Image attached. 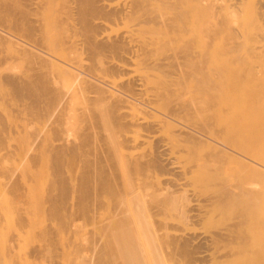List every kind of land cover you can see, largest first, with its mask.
I'll use <instances>...</instances> for the list:
<instances>
[{
    "label": "rangeland",
    "instance_id": "374dc122",
    "mask_svg": "<svg viewBox=\"0 0 264 264\" xmlns=\"http://www.w3.org/2000/svg\"><path fill=\"white\" fill-rule=\"evenodd\" d=\"M127 1L128 0H109L108 3L114 6L115 5L119 6L120 4H123ZM233 2L235 1L234 0H177V4L175 3L174 5L178 7L174 6V8H176L177 11L179 12L182 11L186 15V17L184 16L185 19L184 18L182 19L183 22L181 23L180 27H175L176 29L178 28V30L174 28L175 30L170 29V31L167 32H164V30L162 31L157 27L150 28L149 25L142 24L139 21V19L141 20V18H138L139 16L137 15L136 17L133 16L130 18L128 17V18L118 19L122 21V22L119 21L121 23L118 22L117 18L110 17L111 19H109V17H104L103 23L104 26L106 25L107 27L106 26L104 27L103 35L119 36L120 34H122L126 39L127 45H129L128 43H130V45L132 44L133 49L130 47V45L129 47L126 45V47H128V50L125 47V49H122L119 52L113 51L112 53L111 51L110 52L108 51L107 53V51H105L106 53L100 52L98 54H94L92 51L89 50L87 51V49L86 48L84 49V47H82L81 45L79 46V42L81 41L80 42L81 44L83 39L85 38L84 36L86 35L84 29L82 28L83 24L81 23V20L79 21V17H75V15L77 16V14L73 12L75 14L74 15L71 12V14L73 15L72 16L69 13L70 9H66L64 5L65 3L61 4V2H59L61 4V7L59 8L65 7V9H62L63 13L62 10L58 9V11L60 10L59 13L61 12V14H58L57 12L54 16H52L53 18L50 19L51 22L50 20L46 21L48 22V24L46 23L44 25L47 26L46 27L43 26L38 34L37 33H35L36 35L34 34L37 38L35 36L34 37L38 39L37 41L39 40L42 42L44 41L43 43L45 46L44 45L43 46L46 47L47 49H49V47H51L52 45L51 47L52 51L55 49L54 51L56 52L58 51L57 53H59V51L62 50V46L65 45L63 43L64 40L66 44L67 42H69L68 40L75 42L77 41L76 46L77 45L79 46L75 48L76 50L78 49L77 51H74L75 49L73 50V48L72 51H70L71 47H68L67 45L64 46L65 50L66 47H68L69 48L68 50L70 52L67 51L66 53L65 51L66 59L65 58L64 60L61 59L62 62L60 61L59 63L62 65L60 67H63L64 65V67L71 68L72 70L74 69V71L76 68V70L79 69V72L81 71V73L86 72L85 75H83L84 73L81 75V73L79 74L77 70L75 71V74H77L79 78H73L68 73L67 74L70 77H67L68 75L65 76L64 73H63L64 76H62L63 74L60 73V69H57L59 67H57L56 65H52L49 67L46 64L47 67L44 66L45 68L41 67L40 69L37 66L38 68L37 69L28 60L25 61L24 60L25 58L24 59L16 58L15 60H13L15 58L14 57L12 59V56H15L14 54L17 46L16 41L19 42L20 39L18 38L21 37L19 35H15L16 37L15 36L11 37L8 34L7 17H6L7 6H5L6 4H4L7 3V0L6 2L5 0H0V9L2 8L0 10V17L3 18V19L0 18V77L3 75L0 78L1 79L0 118L3 117L2 119H0L1 121L0 130L1 127L4 126L2 127V130L4 129V132L2 131L3 133L0 132V134L2 133L3 137L4 135L7 134V136L5 137L6 140L2 142V145L0 144L1 146L0 155L1 153L4 155V153H6L7 150L8 153L11 150L12 153L15 154L14 155L11 153L12 156L9 154L11 158H9L10 156L7 157L6 155H4L6 157L4 156L2 157V161L5 159V162L6 161L9 162V164L13 163L11 166H13L12 168H14L13 170H15L16 172L15 174L13 173L14 178L17 179L19 178L21 181L22 179L23 181L28 179L25 182L26 183L27 181L29 182L30 178H28L27 173L25 172H28L26 170H29L30 168L29 172L33 171L37 175L35 176L37 178L36 179L34 177L35 174H33L32 172H31L32 174H30L28 172V175L30 174L29 177H32L30 179L31 181H33V177L34 179H36V181L34 180L33 181L34 183L32 182L31 185L33 184V186L37 188V191L39 189L40 191L38 192L41 193V195L44 194L46 196L47 194H45L44 191L48 193L46 191L47 189L46 187H48V185L51 184L52 179L54 177L52 176L54 174L53 173L54 166L52 165L53 159L52 156L48 154L54 144H52V141L50 140L52 139L54 141L56 139H59V137L62 139L65 137L66 140L77 139V135L80 136L79 133L81 134L80 132L81 129L78 126L82 124V123L80 124V122H82L80 120L83 119L81 115L83 114L86 115L85 113L87 112H85V110L87 109L88 111V107L91 101L94 100L91 104L93 103L97 104L95 105L96 108L101 107L102 109L97 108L99 113L101 111V114H99L96 111L97 109L94 108V106L90 105V107H92L94 111L97 112L98 118L102 117V119L99 118L98 120L97 118V121H99V123L97 122L98 124L97 128L96 126L94 127L91 126V129L92 127L94 128L92 129V131H90L92 134L91 133L89 134V130L91 129H89L88 127H84L83 125L81 126L84 127V132L88 128L87 129L88 132L86 131L87 134L93 136L91 138L90 136H88L90 141L89 139H87V141L90 142V144L88 142L86 144L87 146L89 144L88 146L89 151L86 145H85L86 153H84L85 146L81 149V150L84 149V152L83 151L81 152L87 154V156L89 154L88 152H90L91 154V156L89 155L90 159L85 155L82 157L87 158L89 161H92L93 165L91 164L92 165L91 167H93V169L98 168L99 167L98 165L99 164L101 165V163H103L102 166L104 165V168L105 169L107 168L106 170L110 169L107 172L110 173L108 175L109 178L112 179L113 176H116V174L123 175L124 173L123 171H125L123 169H125L126 164L129 163L127 162V160H131L130 158L134 160L137 159L138 157L141 158L143 156L146 157L148 156V153L151 154L154 152V150L157 149L161 150L163 154L161 155L162 159L164 156L163 159L164 164L167 161L163 169H160V167L159 168L152 167L151 169H148V171H143V173L145 174H143L142 172L140 173L138 171H137L138 174H136L137 173L136 171L135 172L132 171L133 173L130 171L132 173L131 175H129L130 172H128V174L125 172L126 174L124 173V175L125 176L129 175L128 177L127 176L125 177L128 178V182L130 180L132 184L134 183L140 185L139 187L141 189L139 188V191L141 190V192L144 195H146L145 198L147 200L146 199L145 200L148 208L147 211L151 220L153 219L152 221L155 222L154 225H156L155 227L157 229L156 230L157 234L160 235L159 241L161 242L160 245L162 244L160 246L161 251L164 252L163 254L167 253V255L168 254L172 255V260L170 259L169 261L170 264H251V263L264 264V174L261 175L260 172L255 171L253 169H251L253 172L251 171L247 172L248 167L246 168L245 167L246 164H244L247 163L250 165L251 163L253 164L254 162L255 164L257 163L259 166L264 168V16H262L263 19L256 20L258 17L256 18L255 14L253 13V10H251L252 8L250 6H247L245 2L242 5V8L244 7V9L240 8L242 9L241 11L240 9L236 10V12L238 11L240 12H238V15L236 14L237 17L235 19L237 20H235L234 17L229 15L231 11L227 13L228 12L227 10H231L230 8L227 9V7ZM62 5L64 7H62ZM3 10L5 11L4 13ZM174 10L175 9L173 8L167 9L166 10L167 16H172ZM62 15L65 16L62 18L61 17ZM59 19H61L60 23L58 22ZM64 20L65 21L68 20L66 24ZM69 21L71 26L74 25L73 27L71 26L69 27V25H67L69 24L68 23ZM138 21L140 23H138ZM254 21H257V23L255 22L257 25L254 23ZM57 22H58V26L61 25V27L63 24L65 26L67 25L65 28V30L66 29L67 30L66 31L64 30L65 27L64 26L61 31V29H59L60 27H56ZM225 22L227 25L225 24ZM134 23H136V25ZM75 24H77V27H75L76 26ZM67 27H69V29ZM133 28H135L136 30L135 29L133 30ZM43 30H47V31L44 32ZM64 31L66 35H64L65 34ZM54 32L56 35L54 34ZM40 33L42 38L44 37V34L46 38L44 37L43 40L42 38L39 39L41 37ZM46 34L48 35V37ZM51 35L52 37L49 39ZM69 35H71L72 37ZM122 35L120 36L123 37ZM68 36L71 37V39ZM32 37L33 35L31 36V38ZM34 37L33 39H35ZM76 37H78L79 39ZM81 37L84 38L81 39ZM59 38L63 41L59 40ZM128 38H130V40H128ZM45 42H47V45L45 44ZM59 42H61V45L63 43V45L60 46ZM146 43L147 46L145 45ZM230 44L232 48L231 46H228ZM56 46H59L57 47V49L60 50H57ZM144 48L145 49L149 48L150 50L146 49L149 50L148 52H146ZM144 51L146 52V54ZM62 54L64 55V52H61L59 55ZM168 55L169 58L170 57L172 58V59L170 58L172 61H175L174 62L175 65H171L166 68H158L152 66V64L151 65L149 64V62L153 63L157 61L158 58L160 59L162 58V56L168 57ZM189 60L190 63H187L189 62ZM177 61L178 63H176ZM246 62L247 64L249 63V65H247ZM111 63L113 64V66L111 65ZM110 65L112 67L115 66L114 69ZM245 65L254 67L253 68L254 75L251 76L247 73L246 70H244L241 73V75L237 76L236 74L238 73V70L244 68ZM49 68L51 70H49ZM224 69H226V71ZM231 69L234 70L238 69L237 73H235L234 70L231 71ZM220 70L222 72H228V73L222 74ZM228 70H230L231 72H229ZM13 71L14 73L15 72L20 73L22 75V78L23 76H25L24 79L26 80L28 78L27 76L30 77V75H34L35 73H37V71L41 73L44 72V74L45 71L48 72L49 74L48 73L47 74L49 76L46 75L47 78L45 79L42 78L46 82L40 78L42 82H45L44 84H46V87L45 86L44 87L46 88V92L48 93H45V88L42 90L43 86L41 89L40 87H38L35 88L36 90L34 89L35 91L33 90V92L31 93H26L24 91L19 90L17 87L13 85L14 86V90L12 88V90L14 91L13 94V91L11 90V87L13 86L10 80L7 78L8 73L11 74L13 73ZM233 71L236 77L235 76L231 77L232 76L231 73ZM52 74H53V78H52ZM202 80L206 82V92H204L205 90L203 91L202 87L205 86V83L203 84ZM208 80L214 84L212 86H215L214 88L210 87L211 91L207 86V82L209 86L211 85V83H209ZM134 81L135 83H133ZM87 82L88 83L90 82V85H88ZM127 82L128 84L129 82H131L130 83L131 86H129L128 84L127 86L126 85ZM48 83L50 86L48 85ZM94 83L97 86L98 85L100 86V84H104L101 86L106 87L107 88L106 93L107 94L109 93L112 97H110L109 94L105 95L106 93L104 94L98 93L100 94L98 96L95 89H93ZM9 84L11 86H9ZM55 84H56V88H55ZM85 86L89 87L90 89ZM199 87L202 88L203 92L200 90ZM15 88H17L18 91L15 90ZM48 88L51 91H48L47 90ZM57 88H59L60 90ZM197 88H199V90H197ZM37 89L42 91L37 92L39 91ZM88 89L89 90L92 89V90L89 91ZM130 89L132 90L135 89V90L134 92L132 90H131L132 92H130ZM55 90H57L58 93ZM208 91L212 92V94L209 93ZM22 93L24 95H22ZM40 93L42 94L43 98L44 97L46 98L47 101L50 98H53V94H54L53 100L56 99L57 95L64 94L63 98L65 101V105L67 104V108L62 113L59 114L58 112H56L57 109L56 111H54L55 110L54 108L57 107L54 105L55 104L54 101L50 99L48 102L51 103H46L47 101L45 99H42ZM48 95L50 96V98ZM66 95L68 97H66ZM113 95L115 97L119 95V97L125 98L124 99L125 102L123 103L125 107L121 108L123 109V113L125 112V114H127L126 115L127 117L126 116L125 117L128 120L126 118L125 119L122 118L123 121H126L124 122L126 124L125 126H123L124 123L123 125L121 124V120L119 124L122 127L117 125V123L115 122L112 121L108 122V120H111L109 119L110 118L109 112H112L114 106L113 104L114 102L112 103V100L113 98L115 99V97ZM100 96L102 97L104 96V97L102 98ZM108 96L110 99L108 98ZM35 97L38 100L40 97V101L37 100L36 102ZM95 98L98 100L95 101ZM66 99L68 102L66 101ZM32 102L34 103L33 104L34 107L38 104L39 107L36 106L34 108L33 106H31ZM109 102L111 104H109ZM107 106L110 107L108 108ZM178 106L179 109H177ZM105 110L106 112L107 110L109 112L106 113L104 112ZM174 110H176L177 115H174V112H172ZM30 111L35 112V114L33 113L34 114L33 115ZM119 112L122 113L121 110ZM51 115L53 119H51L52 118ZM104 119L107 121L105 122ZM130 120L133 121L134 123L138 122L139 125L135 123V125L137 126H133V124H130L131 125L130 126L128 122ZM141 122L144 123V125H140ZM103 123L106 124L103 125ZM149 124L150 125L152 124L153 128L150 127ZM5 126L7 127V129ZM54 130H57L58 133ZM86 132L84 135H86ZM52 133H54L53 134L54 136L52 135ZM84 135L83 137H85ZM36 138L37 140H34ZM81 138H82V134H81ZM79 139L77 141H79ZM1 141L3 140H0V142ZM27 142L28 143L31 142L30 144L32 145L30 146ZM36 142L39 144H37ZM55 142H56L55 144H57V141ZM46 143L48 147L51 146L50 149L47 148L49 151L44 149L43 147V145L44 144L46 145ZM49 143H51L52 145ZM104 143L107 145H105ZM94 144H96L95 147ZM37 145H40V147H38ZM225 145L229 147H233V149L242 152L243 153L242 157L244 159H247V161L245 160H244L245 162L243 160L239 161V159L230 158L225 154L224 156L220 151V149L224 148ZM33 146L34 149H32ZM35 146L38 148H36ZM100 146L103 149L105 148L104 150L102 149V152L106 151L105 153L102 154L105 155L104 157L105 159H102L103 156L102 158H100L101 157L99 155L100 154L99 152H101V150H99L101 149ZM4 147L5 148L7 147V149H4ZM96 148L99 150V151L97 150L98 152H95L96 150L93 151ZM93 152L97 153L96 156L99 155L98 157L102 160L99 159L100 161H98L97 160L98 157L97 159H95V153ZM65 154L67 156L71 155V158L63 157L62 161L65 160L64 158H66L67 160L69 159V161L67 163L63 162L64 166L66 165L67 169L64 168L62 173L64 174L66 172L69 179H71V183H72L73 180L77 179L79 172L81 174V171L84 167L82 162L83 158L82 157L76 158V155L74 156L72 154L68 155V153ZM49 156L51 158H49ZM108 157H110V159ZM7 159H9L10 161H8ZM34 160L35 161L38 160V161L35 162ZM7 162L5 163L6 164L5 166L3 161L4 167H6L5 170L8 169L9 170L8 172L12 173L13 170L10 172L12 168L11 169L9 168L10 165ZM111 163L113 164L111 165ZM241 163H243V166ZM3 164L0 163V166H2ZM94 164L96 166H94ZM61 166L62 168L64 167L63 164H61ZM78 166L80 167L78 168ZM4 167H0V168L4 169ZM243 167L246 168L247 170L245 169L246 170L245 171ZM1 171L2 174H4L3 173L4 171L2 169ZM23 172L25 173V175L23 174ZM66 174L64 175L67 177ZM5 176L3 175L0 176V213L2 214V215L0 214V264L8 263L6 262V259L4 257L6 256L5 251H6L7 239L10 236H12L11 232H13L14 234V232H17L20 229L19 225H17L16 222L18 219V214L22 207L21 204H19V202L20 199L23 198L22 196H19L18 197L19 200L17 203V198L15 199V197L14 198L10 197L13 195L8 194L9 192L8 193H5L6 191L4 192V188L2 185L4 181L7 180V177H9L7 176L5 178ZM120 177L124 178V176H120ZM26 186H29V184L27 183ZM223 187L224 189H222ZM37 191L35 194L38 197L40 194ZM24 193H26V190H24ZM29 193L31 194L30 191H28V194ZM109 193L110 192H108V194ZM108 194L106 192L102 193V202L103 201L104 202L101 204L100 206L101 208L99 207L98 210H95L96 212L91 211L89 212V214L84 216L83 215L79 216L78 218H76L77 216H75V219L73 216L71 223L68 222L71 219H68L66 225H64V226H68V228L66 227L67 229H64L63 226L56 224L59 222V221L57 222V220H59L57 216L56 218H54L55 216L52 218L54 220L56 219L55 220L56 223L54 222V220L46 217L45 214H47L48 212L47 210H49L48 205H50V203H48L49 202L48 195H47L48 199H46L48 201V202L46 201L47 203H45V201L42 203V201L46 198L45 196H42L41 199H39L41 195L38 198L35 197L36 203L38 199V204H40L41 207L40 206L37 207V205H35L34 203L31 205L30 202L26 201V199L23 200L24 202L26 201V203H28V204L25 203V207L26 205L28 206L31 205L30 209L28 208L26 209L28 211L31 210L32 212L30 211L29 216L28 214L26 215L25 213L26 216H28L29 218L31 217L30 218L31 222L26 223L28 225L26 226V228L24 226L23 230L26 231L23 233V237H22L23 240H21L20 242L21 243L20 253H22L23 255H27L26 252H28L31 246L34 245L35 247L38 245V243L39 245H42V242L43 244H45V241H43V237L45 235L43 234V237L41 239V237H39L40 235L39 233H41L40 229L43 228L42 226H44V224L46 223V225L49 226L51 225L50 228L53 226L52 228L56 232L58 231L56 233V237L54 236L55 237L54 239H57V243L59 242L58 245H60L59 247L61 248L60 249L61 258L59 257L58 259L59 264H69L70 261L68 260L71 259V257H72L71 260H74V257H76V259L78 258L77 260L79 261L80 256H81L80 261H82V258L88 260L92 252L90 251V248L93 250V248H95L96 245L102 243V241L105 238L104 236L105 232L106 231L109 232L108 229L110 227L113 228L115 226L114 222L116 220L119 221L118 219L120 218V213H121L120 211L119 214L116 213V215L118 214L119 216V218L117 216L116 220H115L116 217L115 212L117 211H112L113 213L111 214L110 212L111 209L109 208L112 207L113 209H116L114 208V204L112 206V203L114 202L115 198H112L113 201H111V197H113V195L111 196L109 194V196H111L109 197ZM29 195L26 194L27 197H29ZM30 196H32V194ZM8 198L12 199L10 200L11 202L8 201ZM250 198H252V200H250ZM39 200L41 202H39ZM12 201L14 203H12ZM105 202L106 205H104ZM21 203H23L22 200ZM18 204L21 206L19 210L17 209ZM41 204H43V206ZM14 205L17 206L14 207ZM22 205H23L22 207L23 211L21 210V213L24 211L27 212V210L24 209V203ZM250 206L254 208L253 211H250L251 210ZM248 208H250V210ZM119 209H121L122 211V208ZM92 212H94V214L97 213V215H94ZM32 213L34 215H32ZM91 214L94 216H92ZM43 215H45V217ZM107 215L109 217L111 216L110 218L111 221H109L110 219L109 220L106 219ZM37 216L39 217V219ZM77 219L79 221L81 219L82 220L79 222L77 221ZM105 219L108 220L109 222L108 225L109 228L107 225L105 226L103 225L104 223H102ZM253 220L254 222H252ZM111 222L114 226H112ZM68 223L71 224L70 227ZM56 226L57 228H55ZM102 226H103V230H101ZM104 228L106 229L104 230ZM112 228L110 229L113 230ZM101 231L104 234H102ZM108 232L106 233L108 234ZM221 232L225 234H221ZM110 236L112 237V235ZM108 237L109 236H107L105 239H107ZM160 237H162V239ZM109 238L108 240L110 241ZM171 238L177 239L176 240L177 244L178 241L180 244V241H182L183 239L189 240L188 248L191 247L190 249L191 251L189 250L191 253L189 254L186 251L185 252L179 251L177 253L172 254V246H171L172 244H169L170 242H168L170 241ZM46 239L47 238L45 237V240ZM98 239H100L101 241L99 242ZM94 241L96 245H94ZM109 244L113 245V242L110 241ZM92 245H94V247ZM105 245L107 246L106 243ZM105 245H103L102 247H105ZM110 248H113V246H111ZM72 249H74V251L77 250V252L76 251L71 252ZM113 250L115 254L111 252L110 249L111 254L113 253V255H116L115 248ZM84 256L88 257V259H86ZM192 258H194L195 260ZM44 259L45 258H43L42 260ZM36 261L37 260H35L34 258H28L27 264H34L36 263Z\"/></svg>",
    "mask_w": 264,
    "mask_h": 264
},
{
    "label": "bare ground",
    "instance_id": "6f19581e",
    "mask_svg": "<svg viewBox=\"0 0 264 264\" xmlns=\"http://www.w3.org/2000/svg\"><path fill=\"white\" fill-rule=\"evenodd\" d=\"M108 1L109 0H7V3H4V4H6L5 6H7L6 8H4V9H6V11H7V28H8V34L12 37V36H15V35H19L21 38H18V39H20V41L18 42V41H16V44H17V46H16V49H15V56H12V59L13 60H15L16 58H22V59H24L25 61L26 60H28L30 63H32L33 65H34V67H36L37 68V66H38V68H40L41 69V67L42 68H45V67H47L46 66V64L50 67V66H52V65H56L57 67H59V68H57V69H60V73H64L65 74V76L66 75H68V74H70L73 78H79V76L77 75V74H75V71H77V72H79V69H77L76 70V68H75V71H74V69L72 70L71 68H67V67H64V65H63V67H60V66H62L61 64H59L60 63V61H61V59L62 60H64V58L66 59V54H65V51H66V53H67V51L68 52H70V51H72V48H73V50L76 48V47H79L80 45L82 46V47H84V49L86 48L87 49V51L89 50V51H92L94 54H98V53H100V52H104V53H106L105 51H107V53H108V51L110 52H112L113 53V51H115V52H119L120 50H122V49H125V47H126V45H127V42H126V39H125V37L122 35V34H120V35H122L123 37H121L119 34V36H106V35H103V30H104V27L106 26H104V23H103V19H104V17H109V19H111V18H117V20L118 19H121V18H130V17H133V16H135L136 17V15L137 16H139L138 18H141V20L139 19V21L142 23V24H145V25H149L150 26V28L152 27V28H154V27H157V28H159L160 30H164V32H167V31H170V29H173V30H175L176 28L175 27H180L181 26V23L183 22V18H184V16L186 17V15L181 11V12H179V11H177V9L176 8H174V6L175 7H178V6H176V5H174L175 3L177 4V0H128L127 2H125V3H123V4H120L119 6H114V5H111V4H109L108 3ZM235 2H233L232 4H230L228 7H227V9H231V10H227L228 12L227 13H229L230 11H231V13L229 14L230 16H232V17H234V19L237 17V15H238V12H240L242 9H244V7L242 8V5L246 2V5L247 6H250L252 9L251 10H253V13L255 14V16H256V20H260V19H263L262 18V16H264V15H262V14H264V0H234ZM5 2H6V0H5ZM59 2H61V4L62 3H65L64 5H65V7H66V9H70V11H69V13L71 14V12L73 13H75V14H77V16L75 15V17H79V21L81 20V23L83 24L82 25V28L84 29V32H85V38L83 39L82 37H81V39H83V41H82V43L80 44V42H79V46L77 45L76 46V42L75 41H71V40H68L69 42H67V44L65 43V40L63 41V40H61L60 38H59V40H61V41H63V43L65 44L64 46H68V47H71L70 49V51L68 50L69 48L68 47H66V50H65V48H64V46H62L63 45V43H62V45H61V42H59L60 44V46H62V50H60V49H57V47H59V46H56V49L57 50H60L59 51V53H57L56 51H52V45H51V47H49V45H48V47H49V49H47L46 47H44L45 45H44V41L42 42V41H37L38 39H36L37 37L35 36L36 34L35 33H39V31L41 30V28L43 27V26H47V25H44V24H48V22H46V21H48V20H50V19H52L53 17L52 16H54L57 12H58V14H61V12L59 13V11L60 10H62V9H65V7L62 5V7H64V8H59V7H61V4L59 3ZM60 4V5H59ZM240 5H241V7H240ZM169 8H173V9H175L174 10V12L172 13V16H167V14H166V10L167 9H169ZM232 8H234V9H232ZM236 8V9H235ZM240 8H242V9H240ZM2 9V8H1ZM0 9V10H1ZM58 9H60L59 11H58ZM239 10L240 9V11H238V12H236V10ZM5 11L3 10V13H4ZM236 12V13H235ZM2 13V12H1ZM62 13H63V10H62ZM67 14H68V12H67ZM213 14V13H212ZM237 14V15H236ZM72 15V14H71ZM70 15V16H71ZM2 16V15H1ZM65 15H62L61 17L63 18ZM73 16V15H72ZM58 17V16H57ZM57 17H56V19H57ZM60 17V18H61ZM111 17V18H110ZM0 18H2V17H0ZM55 18V17H54ZM137 18V19H138ZM230 18V17H229ZM3 19V18H2ZM1 19V20H2ZM75 19V18H74ZM78 19V18H77ZM185 19V18H184ZM5 20H6V18H5ZM60 20L61 19H59L58 20V22L60 23ZM107 20V19H106ZM232 20V19H231ZM235 20H237V19H235ZM234 20V21H235ZM56 21V20H55ZM65 21V20H64ZM67 21L68 20H66L65 21V24L67 23ZM78 21V22H79ZM111 21V20H110ZM119 21H121V20H118V22ZM138 21V23H140ZM50 22H51V20H50ZM58 22H57V25H56V27H60L59 29H61V31H62V29H63V27L65 26L64 24L62 25V27H61V25L60 26H58ZM72 22H73V20H72ZM122 22V21H121ZM121 22H119V23H121ZM185 22V21H184ZM236 22V21H235ZM257 23V21H254V23ZM64 23V22H63ZM69 24H67V25H69V27L71 26L70 25V21L68 22ZM80 23V24H81ZM137 23V22H136ZM136 23H134L135 25H136ZM180 23V24H179ZM237 23V22H236ZM255 23V24H256ZM78 24V23H77ZM77 24H75L76 26L75 27H77ZM225 24H226V22H225ZM50 25V24H49ZM48 25V26H49ZM66 25V26H67ZM183 25V24H182ZM184 25H185V23H184ZM222 25H223V23H222ZM227 25V24H226ZM231 25H232V23H231ZM257 25V24H256ZM66 26L64 27V30H65V28H66ZM74 26V25H73ZM73 26H71V27H73ZM225 26V25H224ZM223 26V27H224ZM69 27H67L68 29H69ZM107 27V26H106ZM183 27V26H182ZM181 27V28H182ZM48 28V27H47ZM79 28V27H78ZM78 28H76V29H78ZM109 28V27H108ZM136 28V27H135ZM135 28H133V30L135 29ZM149 28V27H148ZM175 28V29H174ZM226 28V27H225ZM50 29V28H49ZM48 29V30H49ZM58 29V30H59ZM75 29V30H76ZM183 29V28H182ZM51 30V29H50ZM49 30V31H50ZM54 30V29H53ZM67 30V29H66ZM65 30V31H66ZM72 30V29H71ZM128 30H129V28H128ZM136 30V29H135ZM166 30V31H165ZM176 30H178V28L176 29ZM44 32H46L47 30H43ZM61 31H60V33H61ZM65 31H64V33H65ZM127 31V30H126ZM131 31V30H130ZM181 31V30H180ZM43 32V33H44ZM51 32H53V31H51ZM68 32V31H67ZM132 32V31H131ZM138 32V31H137ZM155 32V31H154ZM175 32V31H174ZM42 33V32H41ZM41 33H40V36H41ZM57 33V32H56ZM63 33V32H62ZM77 33V32H76ZM177 33V32H176ZM35 34V35H34ZM51 34H53V33H51ZM54 34H55V32H54ZM59 34V33H58ZM68 34V33H67ZM71 34H73V33H71ZM79 34V33H78ZM128 34V33H127ZM33 35V37L36 39H33V37L31 38V36ZM47 35V34H46ZM56 35V34H55ZM64 35H66V33L64 34ZM76 35V34H75ZM83 35V34H82ZM129 35V34H128ZM127 35V36H128ZM39 36V35H38ZM39 36V37H40ZM69 36H71V35H69ZM68 36V37H69ZM78 36H81V35H78ZM126 36V35H125ZM16 37V36H15ZM38 37V38H39ZM44 37L46 38V36H45V34H44ZM43 37V38H44ZM47 37H48V35H47ZM52 37V35L49 37V39ZM60 37H61V35H60ZM67 37V36H66ZM72 37V36H71ZM71 37H69L70 39H71ZM132 37V36H131ZM130 37V38H131ZM42 38V36L39 38V39H41ZM43 38H42V40H43ZM68 38V39H69ZM76 38H78V37H76ZM130 38H128V40H130ZM73 39H75V38H73ZM79 39V38H78ZM134 39V38H133ZM46 40V39H45ZM67 40V39H66ZM132 40V39H131ZM47 41H49V40H47ZM56 41V40H55ZM13 42V41H12ZM43 43V44H41V43ZM129 42V41H128ZM14 43V42H13ZM53 43V42H52ZM51 43V44H52ZM57 43V42H56ZM75 43V44H74ZM148 43V42H147ZM147 43L145 44L146 46H147ZM150 43V42H149ZM45 44L47 45V42H45ZM58 44V43H57ZM129 45H130V43H128ZM151 44V43H150ZM44 45V46H43ZM56 45V44H55ZM129 45H127L128 47H129ZM144 45V44H143ZM73 46H75V47H73ZM228 46H231V44L230 45H228ZM128 47H126V49L128 50ZM130 47L132 48V44L130 45ZM135 47V46H134ZM145 47V46H144ZM42 48H43V50H42ZM44 48H46V49H44ZM50 48H51V50H50ZM61 48V47H60ZM231 48H232V46H231ZM83 49V50H84ZM133 49V48H132ZM145 49V48H144ZM146 49H149V48H146ZM145 49V51L146 52H148L149 50H146ZM227 49H228V47H227ZM45 50V51H44ZM78 50V49H77ZM76 49L74 50V51H77ZM130 50V49H129ZM136 50V49H135ZM134 50V51H135ZM233 50V49H232ZM81 51V50H80ZM124 51V50H123ZM144 51V52H145ZM247 51V50H246ZM61 52H64V55L62 54V55H59ZM85 52V51H84ZM146 52H145V54H146ZM93 54V55H94ZM92 55V56H93ZM103 55V54H102ZM64 56V57H63ZM105 56V55H104ZM185 56V55H184ZM243 56V55H242ZM63 57V58H62ZM99 57V56H98ZM175 57V56H174ZM188 57H190V56H188ZM187 57V58H188ZM240 57V56H239ZM244 57V56H243ZM68 58H69V55H68ZM67 58V59H68ZM171 58V57H170ZM169 58V55H168V57H163L162 56V58H158V60L157 61H155V62H153V63H150L149 62V64L151 65L152 64V66H155V67H158V68H166V67H168V66H171V65H175V61H172L171 59ZM238 58V57H237ZM73 59V58H72ZM246 59V58H245ZM8 60V59H7ZM171 60V61H170ZM240 60V59H239ZM11 61V60H10ZM75 61V60H74ZM73 61V62H74ZM62 62V61H61ZM63 62H65V61H63ZM173 62V63H172ZM239 62V61H238ZM3 63V62H2ZM148 63V62H147ZM146 63V64H147ZM176 63H178V61L176 62ZM187 63H190V60H189V62H187ZM35 64H36V66H35ZM51 64V65H50ZM246 64H247V62H246ZM3 65V64H2ZM59 65V66H58ZM111 65L113 66V64L111 63ZM110 65V66H111ZM115 65V64H114ZM247 65H249V63L247 64ZM247 65H245V67L244 68H241L240 70H238V69H231V71L232 70H234L235 71V73H237V70H238V73L236 74L237 76L238 75H241V73L244 71V70H246L247 71V73L249 74V75H254V67L253 66H247ZM45 66V67H44ZM109 66V67H110ZM111 66V67H112ZM117 66V65H116ZM244 66V65H243ZM247 66V67H246ZM255 66V65H254ZM110 67V68H111ZM115 67V66H114ZM114 67H112L113 69H114ZM228 67V66H227ZM227 67H226V69H227ZM242 67V66H241ZM248 67H249V69H248ZM30 68V67H29ZM36 68H34V69H36ZM37 68V69H38ZM117 68V67H116ZM34 69H32V70H34ZM83 69V68H82ZM118 69V68H117ZM226 69H224L225 71H226ZM248 69V70H247ZM14 70H15V68H14ZM29 70V69H28ZM31 70V69H30ZM49 70H51L50 68H49ZM48 70V71H49ZM223 70V69H222ZM22 71V70H21ZM46 71H47V69H46ZM45 71V74H44V72H39V71H37V73H35L34 75H30V77L29 76H27L28 78H27V80L26 79H24V77L25 76H23V78H22V75L20 74V73H14V71H13V73H8V76H7V78L10 80V82H11V84H12V86L14 85L15 87H17L19 90H21V91H24V92H26V93H31V92H33V90L35 89V88H38V87H40V89L42 88V86H43V88H42V90L46 87V84H44L46 81L45 80H43L42 78H47L46 77V75H48L49 73L48 72H46ZM58 71V70H57ZM86 71V70H85ZM229 72H231L230 70H228ZM234 71L231 73L232 74V76H231V74H230V76L231 77H233V76H235L236 77V75H235V73H234ZM9 72V71H8ZM23 72V71H22ZM21 72V73H22ZM32 72V71H31ZM31 72H29V73H31ZM50 72H53V71H50ZM54 72H56V71H54ZM83 72V71H82ZM220 72L223 74V73H228V72H222L221 70H220ZM48 73V74H47ZM58 73V72H57ZM68 73V74H67ZM81 73V71L79 72V74ZM84 73V72H83ZM83 73H81V75L83 74ZM86 73V72H85ZM85 73L83 74V75H85ZM233 73H234V75H233ZM4 74V73H3ZM24 74V73H23ZM62 74H60V75H62ZM64 74L62 75V76H64ZM5 75V74H4ZM6 75H7V73H6ZM51 75V74H50ZM179 75V74H178ZM3 76V75H2ZM1 76V77H2ZM49 76V75H48ZM221 76V75H220ZM229 76V75H228ZM0 77V78H1ZM6 77V76H5ZM67 77H70L69 75L67 76ZM230 77V78H231ZM38 78V79H37ZM40 78L43 80V81H45V82H42L41 80H40ZM52 78H53V74H52ZM238 78V77H237ZM180 79V78H179ZM5 80V79H4ZM47 80V79H46ZM50 80V79H49ZM183 80V79H182ZM211 80V79H210ZM0 81H1V79H0ZM7 81V80H6ZM5 81V82H6ZM57 81V80H56ZM131 81V80H130ZM133 81V80H132ZM142 81V80H141ZM207 81V80H206ZM209 81V80H208ZM51 82V81H50ZM83 82V81H82ZM93 82V81H92ZM84 83V82H83ZM88 83V82H87ZM130 83L131 82H129V84H128V82L126 83V85L128 84L129 86H131L130 85ZM133 83H135V81L133 82ZM202 83L204 84L205 83V86L204 87H202L203 88V91L204 92H206V82L204 81V80H202ZM209 83H211V85L209 86L208 85V82H207V86L209 87V89H210V87L211 88H214L215 86H212V85H214L211 81H209ZM99 84V83H98ZM48 85H49V83H48ZM87 85V84H86ZM88 85H90V82L88 83ZM92 85V84H91ZM101 85H104V84H100V86L98 85H95V83H94V85H93V89H95V91L97 92V95L99 96L100 94H104V93H106L107 92V88L106 87H104V86H101ZM125 85V86H126ZM127 85V86H128ZM9 86H11L10 84H9ZM14 86L13 87H11V90H12V88H13V90H14ZM45 86V87H44ZM50 86V85H49ZM48 86V87H49ZM82 86V85H81ZM95 86H97V87H95ZM126 86V87H127ZM85 87H87V86H85ZM125 87V88H126ZM17 88H15V90H17ZM50 88V87H49ZM49 88L47 89L48 91H51V90H49ZM55 88H56V84H55ZM87 88H89V87H87ZM98 88V89H97ZM200 88V87H199ZM199 88H197V90H199ZM202 88H200V90L202 91ZM10 89V88H9ZM57 89H59V88H57ZM90 89V88H89ZM88 89V90H89ZM98 91H97V90ZM208 89V90H209ZM12 90V91H13ZM36 90V89H35ZM34 90V91H35ZM37 90H39V89H37ZM42 90H39V91H37V92H41ZM60 90V89H59ZM84 90V89H83ZM92 90V89H91ZM91 90H89V91H91ZM109 90V89H108ZM132 89H130V92H134V90L135 89H133L132 91H131ZM10 91V90H9ZM18 91V90H17ZM56 92H57V90H55ZM62 91V90H61ZM60 91V92H61ZM94 91V92H95ZM125 91H128V90H125ZM200 91V92H201ZM202 91V92H203ZM210 91H211V89H210ZM59 92V93H60ZM87 92V91H86ZM199 92V93H200ZM209 92V91H208ZM208 92H207V94H208ZM43 93V92H42ZM45 93H48V92H46V88H45ZM45 93H44V95H45ZM58 93V92H57ZM57 93H55V94H57ZM64 93V92H63ZM98 93H100V94H98ZM209 93H211L212 94V92H209ZM13 94H14V91H13ZM41 94V93H40ZM50 94H52V93H50ZM49 94V95H50ZM93 94V93H92ZM95 94V93H94ZM109 94V93H108ZM107 93L105 94V95H108ZM118 94V93H117ZM7 95V94H6ZM22 95H24L23 93H22ZM35 95V94H34ZM34 95H33V97H34ZM48 95V96H49ZM64 95V94H63ZM63 95H57V97H56V99L55 100H53V98H54V94H53V98H50V96H49V98L51 99V100H53L54 101V105L55 106H57L56 108H54L55 110L54 111H56V109H57V111L56 112H58L59 114L60 113H62L66 108H67V104L65 105V101H64V96ZM26 96H28V95H26ZM39 96V95H38ZM41 96H42V94H41ZM56 96V95H55ZM96 96V95H95ZM109 96L110 97H112L110 94H109ZM109 96H108V98H109ZM114 96V95H113ZM123 96V95H122ZM21 97V96H20ZM19 97V98H20ZM66 97H68L67 95H66ZM94 97V96H93ZM100 97H102V96H100ZM104 97V96H103ZM102 97V98H103ZM115 97V96H114ZM24 98V97H23ZM29 98V97H28ZM88 98V97H87ZM102 98H100V99H102ZM30 99H31V97H30ZM35 99H36V97H35ZM35 99H32V100H35ZM42 99H45L46 100V98L44 97L43 98V96H42ZM42 99H41V101H42ZM49 99V100H50ZM68 99V98H67ZM67 99H66V101H67ZM94 99V98H93ZM99 99V100H100ZM107 99V98H106ZM110 99V98H109ZM125 98H122V97H119V95L117 96V97H115V99L113 98V100H112V103L114 104V106H113V109H112V112H109L108 110H107V112H106V110L104 111V112H106V113H108L109 112V115H110V118L109 119H111V120H108V122H110V121H112V122H115V123H117V125H119V126H121L119 123H120V120H121V124L123 125V123L124 122H126V121H123L122 120V118H126L127 116V114H125V112L123 113V109H121L122 107L124 108L125 106L123 105V103L125 102V100H124ZM127 99V98H126ZM37 100L38 99H36L35 101L37 102ZM48 100V101H49ZM92 100V99H91ZM98 99H96L95 98V101H97ZM205 100V99H204ZM38 101H40V97H39V100ZM44 101V100H43ZM47 101V100H46ZM46 102V103H51V102ZM94 101V100H93ZM93 101H91V103L93 102ZM102 101V100H101ZM110 101V100H109ZM34 102V101H33ZM32 102V104H31V106H33V103ZM35 102V103H36ZM68 102V101H67ZM66 102V103H67ZM89 102V101H88ZM111 102V101H110ZM109 102V104H111ZM41 103H44V102H41ZM90 103V105H92V106H94V108H96L95 107V105H97V104H95V103H93V104H91ZM97 103H99V102H97ZM102 103V102H101ZM100 103V104H101ZM108 103V102H107ZM209 103H211V102H209ZM29 104V105H30ZM36 105V104H35ZM44 105V104H43ZM90 105H89V107H88V111H87V109L85 110V112H87V113H85L86 115H81L82 117H83V119L82 120H80V121H82V122H80V124L81 125H78L79 127H80V129H81V134H82V138H81V134L79 133V135L80 136H78L77 135V139H72V140H69V139H65V137L62 139V138H60L59 137V139H56V140H50L49 138V140L50 141H52V144H54L53 146H52V148H51V146L50 147H48L47 146V143H46V145L44 144L43 145V147H44V149H46V150H48L47 148H51L50 149V152L48 153V154H50V156H52V162H53V166H54V171H53V175L52 176H54L53 177V179H52V182H51V186L50 185H48V187H46L45 189H46V191L48 192V193H46L45 191H44V193L45 194H47L48 195V198H49V202L46 200V199H48L47 198V195L45 196L44 194H42L41 195V193H39L38 191H40L39 189H38V191H37V188H35V186H33V184L31 185V183L35 180L36 181V177L35 176H37L36 175V173H34L33 171H30L29 172V170H30V168H29V170H26V171H28L30 174H35L34 175V177L36 178V179H34V177H33V181H31L30 179L32 178V177H29V175H28V172H25V173H27V176H28V178H30L29 179V182L27 181V183L29 184V186H26L27 185V183L25 182L26 180H28V179H26L25 181H23V179H22V181L18 178H14V174L16 173L15 172V170H13L14 168H12L13 166H11L12 164H9V162H7L9 165H10V172L12 171V173H9L8 171V169H6L5 170V168L6 167H4V164L6 163L5 162V159L3 160L4 161V164H3V161H2V157L4 156V155H6L7 157H9L10 155L12 156V154H14V153H12V151L10 150L9 151V153H8V150L6 151V153H4V155L1 153V155H0V158H1V160H0V163L1 164H3L2 166H0V167H4V169L3 168H0V171H1V169L4 171L3 173L4 174H2V171H1V175L0 176H5V175H7V176H9V177H7V176H5V178L7 177V180H5L4 181V183H3V188H4V192L5 193H8V194H12L13 196H10V197H15V199L17 198V203H18V200H19V196H22L23 198L26 196V194L27 195H29L28 194V191H30L31 192V194H32V196H30L29 195V197H25L24 199L22 198V199H20V202H19V204H21V206L23 207V203H24V209L25 210H27L26 208H28V209H30V206L34 203L35 205H37V207H39L40 206V204H38V199H37V203H36V198H38L40 195H41V197H39V199H41L42 198V196H45L44 198V200L42 201V203L45 201V203H50V205H48L49 206V210H47L48 212H47V214H45L46 215V217L47 218H50V219H52L54 216V218H56V216L59 218V220H57V222L58 223H56L55 222V220L54 219H52V220H54V222L56 223V224H59L60 226H63V228L64 229H67L68 228V226H64V225H66V223H67V220L68 219H71L70 221H68V222H70L71 223V221H72V219H73V216H74V219H75V216H77L76 218H78L79 216H84V215H87V214H89V212H91V211H94V212H96L95 210H98L99 209V207L101 206V204L104 202H102V193H107L108 194V192H110L109 194L112 196L113 195V197H111V196H109V194H108V196L109 197H111V201H113L112 200V198H115L114 199V202L112 203V206H113V204H114V208H116V209H119V208H122V211H121V209H119V210H116V209H113L111 206V208H109V209H111L110 210V212H111V214L113 213L112 211H117V212H115V220L117 219V216H118V214L120 213V218H119V216H118V220L119 221H115L114 223H115V226L112 224V222H111V224H112V226H114L113 228L112 227H110V228H112L113 230H111L110 228H109V222H108V220L111 218V216L109 217L108 215L106 216L107 218L106 219H108V220H104L102 223H104L103 225H107L108 226V230H109V232L108 231H106V232H108V234H110V235H112V237L110 236V235H108L106 232H105V238L107 237V236H109V237H111V238H109L110 239V241H112L113 242V245L112 244H109L110 243V241L108 240V238L107 239H105L104 238V240L102 241V243L103 242H105L106 244H107V246L105 245V243H99L101 240L100 239H98V243L99 244H101V245H96V243H95V241H94V245H96L95 246V248H93V250L90 248V251H92L91 252V256L89 257V255H88V257H89V259H88V257H85L86 259H88V260H85L84 258H82V261H80L81 260V256L79 257L80 259H79V261L76 259V257H74V260H71L72 259V257H71V259H69L68 261H70L69 262V264H170L169 263V261H170V259L172 260V255H170V254H168L167 255V253L166 254H163L164 252H162L161 251V245H160V241H159V236L160 235H158L157 234V232H156V225H154L155 224V222H153L152 220H151V218H150V216H149V214H148V208H147V203H146V195H144L142 192H141V190L139 191V186L140 185H138V184H132L131 182H130V180H129V182H128V178H125L126 176L124 175V173L126 172L127 174H128V172H142L143 173V171H148V169H151L152 167H156V168H159L160 167V169H163L164 167H165V164L167 163V161H166V163L164 164V162H163V159H164V156H163V159L161 158V155H163L162 154V152H161V150H154V152L153 153H151V154H149L148 153V156H146L147 157V159H146V157H144L145 158V160H144V158L142 157H138L139 158V160H138V158L137 159H134V158H136V157H134L133 159L134 160H132V158H130L131 160H127V162H129V163H127L126 164V167H125V169H123V170H125V171H123L124 173H123V175H118V174H116V176H113V180L111 179V178H109V175L108 174H110V173H108L107 171L108 170H110V169H108V170H106L105 168H104V165L102 166V164L103 163H101V165L99 164L97 167L98 168H94L93 169V167H91L92 165H93V163H92V161H89L87 158H83L82 156H86V157H89V159H90V156H91V154H90V152H88L89 154H88V156H87V154H84V153H86V144H87V139H89V137L88 136H90V138L91 137H93V136H91V135H89L91 132L90 131H92V129H94L93 127L94 126H96V128H97V126H98V124H97V122L99 123V121H97V118H98V116H97V112L99 113V111H98V109L97 108H100V109H102L101 107H97L95 110L97 111H94V109L92 108V107H90ZM105 105V104H104ZM127 105V104H126ZM193 105V104H192ZM36 106H38L39 107V104L38 105H36ZM35 106V107H36ZM45 106V105H44ZM47 106V105H46ZM51 106V105H50ZM111 106V105H110ZM109 106V107H110ZM118 106V107H117ZM34 107V106H33ZM34 107V108H35ZM49 107V106H48ZM108 107V106H107ZM108 107V108H109ZM34 108H32V109H34ZM51 108V107H50ZM69 108V107H68ZM182 108V107H181ZM184 108V107H183ZM30 109V108H29ZM28 109V110H29ZM31 109V110H32ZM38 109V108H37ZM36 109V110H37ZM72 109V108H71ZM176 109V108H175ZM177 109H179V106H178V108ZM45 110H47V109H45ZM122 111V113L121 112H119V111ZM181 110V109H180ZM180 110H178V111H180ZM34 111V110H33ZM43 111V110H42ZM49 111V110H48ZM111 111V110H110ZM32 114L34 113L35 114V112H32V111H30ZM55 112V113H56ZM103 112V111H102ZM127 112V111H126ZM172 112H174V115H177L176 114V110H174V111H172ZM39 113V112H38ZM44 113V112H43ZM111 113V114H110ZM33 114V115H34ZM42 114V113H41ZM46 114H48V113H46ZM53 114V113H52ZM99 114H101V111H100V113ZM173 114V113H172ZM39 115V114H38ZM43 115V114H42ZM104 115H105V113H104ZM107 115V114H106ZM129 115V114H128ZM1 116V115H0ZM55 116H57V115H55ZM54 116V117H55ZM100 116V115H99ZM103 116V115H102ZM108 116V115H107ZM126 116V117H125ZM49 117H50V115H49ZM51 117H52V115H51ZM104 117V116H103ZM106 117V116H105ZM3 117H1L0 119H2ZM43 118V117H42ZM80 118V117H79ZM100 118V117H99ZM99 118H98V120H99ZM51 119H53V117L51 118ZM81 119V118H80ZM100 119H102V117L100 118ZM127 119V118H126ZM105 120V119H104ZM103 120V121H104ZM128 120V119H127ZM51 121V120H50ZM107 120H105V122H106ZM131 121V120H130ZM128 121L129 122V125L130 124H133V126H137V125H139L138 124V122H135V123H137V125H135V123L133 122V121ZM136 121V120H135ZM137 121H138V119H137ZM1 122V121H0ZM140 122V121H139ZM146 122V121H145ZM4 123V122H3ZM79 123V122H78ZM102 123V122H101ZM142 123V122H141ZM140 123V125H144V123H142L141 124ZM104 124H106V123H103V125ZM114 124V123H113ZM112 124V125H113ZM147 124V123H146ZM154 124V123H153ZM59 125V124H58ZM84 126V127H88L89 129H91V126H93L92 127V129L91 130H89V134H87V129H86V135H84L85 134V132H84V127H81V126ZM126 124L124 123V125L123 126H125ZM131 126V125H130ZM149 126L150 127H152L153 125L151 124H149ZM2 127H4V126H2ZM2 127H1V130H0V132H4V129L2 130ZM6 127V126H5ZM21 127V126H20ZM113 127V126H112ZM122 127V126H121ZM78 128V127H77ZM153 128V127H152ZM6 129H7V127H6ZM13 129V128H12ZM52 129V128H51ZM100 129V128H99ZM103 129V128H102ZM9 130V129H8ZM59 130V129H58ZM96 130V129H95ZM94 130V131H95ZM54 131H56L57 132V130H54ZM53 131V132H54ZM61 131V130H60ZM59 131V132H60ZM99 131V130H98ZM2 132V133H3ZM102 132V131H101ZM103 132H104V130H103ZM2 133L0 134V140H3V141H1L0 142V144L2 145V142H4L6 139H5V137L7 136V134L6 135H4V137H3V135H2ZM12 133H13V131H12ZM55 133V132H54ZM54 133H52V135L54 134ZM58 133V132H57ZM56 133V134H57ZM60 134H62V133H60ZM92 134V133H91ZM110 134V133H109ZM83 135L85 136V137H83ZM3 138H2V137ZM54 136V135H53ZM96 136V135H95ZM100 136V135H99ZM108 136V135H107ZM115 136V135H114ZM52 137V136H51ZM103 137V136H102ZM33 138H34V136H33ZM54 138V137H53ZM80 138V139H79ZM95 138V137H94ZM105 138V137H104ZM116 138H117V136H116ZM7 139H8V137H7ZM40 139V138H39ZM46 139V138H45ZM55 139V138H54ZM79 139V141H77ZM93 139V138H92ZM99 139H100V137H99ZM34 140H37V138L36 139H34ZM33 140V141H34ZM44 140V139H43ZM49 140H46V141H49ZM63 140V141H62ZM76 140V141H75ZM94 140V139H93ZM105 140V139H104ZM107 140H110V139H107ZM113 140V139H112ZM158 140V139H157ZM55 141H57V144H55L56 142ZM60 141V142H59ZM62 141V142H61ZM89 141H90V139H89ZM119 141V140H118ZM24 142V141H23ZM32 142V141H31ZM31 142H27L30 146L32 145V144H30ZM54 142V143H53ZM59 142V143H58ZM103 142V141H102ZM126 142H127V140H126ZM33 143V142H32ZM37 143V142H36ZM35 143V144H36ZM43 143V142H42ZM89 144H90V142H88ZM156 143V142H155ZM4 144V143H3ZM37 144H39V143H37ZM49 144H51V143H49ZM51 144V145H52ZM89 144H88V146H89ZM97 144V143H96ZM96 144H94V147H95V145ZM99 144V143H98ZM105 144V143H104ZM114 144V143H113ZM113 144H111V145H113ZM27 145V144H26ZM34 145V144H33ZM41 145V144H40ZM40 145H37L38 147H40ZM86 145V146H85ZM93 145V144H92ZM101 145V144H100ZM103 145V144H102ZM105 145H107V144H105ZM116 145V144H115ZM129 145H131V144H129ZM139 145V144H138ZM45 146H46V148H45ZM85 146V147H84ZM87 146V147H88ZM98 146V145H97ZM110 146V145H109ZM134 146V145H133ZM3 147V146H2ZM12 147V146H11ZM36 147V146H35ZM38 147H36V148H38ZM84 147V149H85V152H84V149L83 150H81L82 148ZM104 147V146H103ZM106 147V146H105ZM9 148V147H8ZM14 148V147H13ZM27 148V147H26ZM35 148V149H36ZM100 148H101V146H100ZM0 149H1V146H0ZM4 149H7V147L5 148L4 147ZM12 149V148H11ZM15 149V148H14ZM13 149V150H14ZM31 149V148H30ZM32 149H34V146H33V148ZM88 149V151H89V147L87 148ZM92 149V148H91ZM98 149H99V147H98ZM97 148L96 149H94L93 151H95V152H98L99 150H101V152H99L98 154L101 156L100 158H102V156H103V158L102 159H105L104 157H105V155H102L103 153H105V152H102V149L103 148H101V149H99L98 150ZM105 149V148H104ZM103 149V150H104ZM156 149V148H155ZM98 150V151H97ZM25 151V150H24ZM38 151V150H37ZM43 151H45V150H43ZM49 151V150H48ZM47 151V152H48ZM81 151H83V152H81ZM220 151L222 152V154L224 155H226V156H228V157H230V158H237V159H239V161L241 160H245V161H247V159H244L242 156V152H240L239 150H235V149H233V147H229V146H227V145H225V147L224 148H221L220 149ZM15 152V151H14ZM29 152V151H28ZM47 152H46V154H47ZM69 152H71V153H69ZM95 152H93V153H95ZM109 152V151H108ZM116 152V151H115ZM141 152V151H140ZM145 152H146V150H145ZM148 152V151H147ZM12 153V154H11ZM25 153V152H24ZM65 153H68V155L69 154H72L73 156L74 155H76V158L78 157H82L83 158V160H82V162H83V169H82V171H81V174H80V172H79V174H78V177H77V179L76 180H73V182L71 183V179H69V177H68V175L66 174V172L64 173V174H66L67 175V177L62 173V171H63V169L64 168H66L67 169V167H66V165L64 166V163L66 162H68L69 161V159L67 160L66 158H71V155H69V156H67ZM81 153V154H80ZM83 153V154H82ZM92 153V152H91ZM113 153V152H112ZM10 154V155H9ZM29 154V153H28ZM96 154L97 153H95V159H97V157L99 156V155H97L96 156ZM118 154H121V153H118ZM143 154V153H142ZM146 154V153H145ZM219 154V153H218ZM15 155V154H14ZM31 155V154H30ZM29 155V156H30ZM78 155V156H77ZM81 155V156H80ZM90 155V156H89ZM93 155V154H92ZM137 155V154H136ZM144 155V154H143ZM224 155V156H225ZM6 156H4V157H6ZM11 156L9 157V158H11ZM28 156V157H29ZM49 156V158H51ZM114 156V155H113ZM124 156V155H123ZM139 156V155H138ZM25 157V156H24ZM28 157H26V158H28ZM33 157H34V154H33ZM36 157V156H35ZM63 157H66V158H64L65 160L64 161H62L63 160ZM94 157V156H93ZM92 157V158H93ZM31 158H32V156H31ZM99 157H98V161H100V160H102V159H100ZM107 158V157H106ZM109 159H110V157H108ZM143 159V160H141V159ZM246 158V157H245ZM34 159H36V158H34ZM85 159H87V160H85ZM100 159V160H99ZM115 159H116V157H115ZM8 161H10L9 159H7ZM27 160V159H26ZM32 160V159H31ZM39 160V159H38ZM37 160V161H38ZM79 160V159H78ZM97 160H95V161H97ZM124 160V159H123ZM35 161V160H34ZM37 161H35V162H37ZM117 161V160H116ZM126 161V160H125ZM244 161V162H245ZM64 162V163H63ZM94 162V161H93ZM102 162V161H101ZM104 162V161H103ZM111 162H112V160H111ZM123 162V161H122ZM249 162V161H248ZM257 162V161H256ZM22 163V162H21ZM98 163H100V162H98ZM98 163H96V164H98ZM114 163V162H113ZM113 163H111V165L113 164ZM240 163V162H239ZM61 164H63V168H62V166H61ZM82 164V163H81ZM92 164V165H91ZM118 164V163H117ZM242 164V166H243V163H241ZM244 164H246V168L248 169H246V168H244V170L246 169L247 170V172L248 171H251V172H253L251 169H253V170H255V171H258V172H260V174L262 175V174H264V168H262L261 166H259L257 163L255 164L254 162H253V164L251 163L250 165L249 164H247V163H244ZM261 164V163H260ZM8 165V166H9ZM80 165V164H79ZM107 165V164H106ZM125 165V164H124ZM5 166H6V164H5ZM34 166V165H33ZM32 166V167H33ZM38 166V165H37ZM94 166H96L95 164H94ZM167 166V165H166ZM80 166H78V168H79ZM82 167V166H81ZM111 167V166H110ZM116 167V166H115ZM122 167V166H121ZM241 167V166H240ZM17 168V167H16ZM71 168V167H70ZM114 168V167H113ZM118 168V167H117ZM26 169H28V168H26ZM47 169H49V168H47ZM65 169V170H66ZM167 170V169H166ZM245 170V171H246ZM50 171V170H49ZM77 171H79V170H77ZM115 171V170H114ZM121 171V170H120ZM254 171V172H255ZM32 172V173H31ZM110 172V171H109ZM130 172V174L129 175H131L132 173ZM138 172L136 173V174H138ZM7 173V174H6ZM14 173V174H13ZM25 173L23 172V174L25 175ZM112 173H114V172H112ZM116 173V172H115ZM120 173V172H119ZM125 173V174H126ZM250 173V172H249ZM11 174V175H10ZM22 174V173H21ZM20 174V175H21ZM135 174V173H134ZM143 174H145V173H143ZM254 174H256V173H254ZM19 175V174H18ZM128 175V176H129ZM260 175V176H261ZM31 176H33V175H31ZM51 176V177H52ZM120 176H124V178L123 177H120ZM127 176V177H128ZM135 176V175H134ZM138 176V175H137ZM257 176H258V173H257ZM18 177V176H17ZM20 177V176H19ZM76 177V176H75ZM110 177H112V176H110ZM139 177V176H138ZM144 177V176H143ZM148 177V176H147ZM4 178V177H3ZM25 178H26V176H25ZM3 181V180H2ZM31 181V182H30ZM75 181V182H74ZM131 181H133V180H131ZM138 181V180H137ZM34 183V182H33ZM136 183V182H135ZM139 183H140V181H139ZM26 184V185H25ZM232 185V184H231ZM33 186V187H32ZM233 187V186H232ZM44 189V190H45ZM141 189V188H140ZM222 189H224V187L222 188ZM226 189V188H225ZM247 189V188H246ZM24 190H26V193H24ZM28 190V191H27ZM104 190H105V192H104ZM108 192H107V191ZM234 190V189H233ZM248 190V189H247ZM36 191L40 194L38 197L36 196ZM230 191V190H229ZM221 192H223V191H221ZM22 193H24V194H22ZM38 193H37V195H38ZM227 193V192H226ZM230 193V192H229ZM235 193V192H234ZM20 194V195H19ZM224 194V193H223ZM231 194V193H230ZM244 194V193H243ZM17 197H16V196ZM25 195V196H24ZM33 195H35V196H33ZM234 195V194H233ZM149 196H150V194H149ZM36 197V198H35ZM182 197V196H181ZM21 198V197H20ZM29 198V199H28ZM26 199V201H28V202H30V204L31 205H26V207H25V203H26V201L24 202L23 200H25ZM146 199V200H145ZM226 199V198H225ZM255 199V198H254ZM253 199V200H254ZM10 200H12V199H9L8 198V201H10ZM21 200H22V202L23 203H21ZM250 200H252V198H250ZM47 201V202H46ZM180 201V200H179ZM11 202V201H10ZM39 202H41L40 200H39ZM12 203H14L13 201H12ZM16 203V202H15ZM245 203V202H244ZM243 203V204H244ZM18 204V210H19V208L21 207L20 205ZM26 204H28V203H26ZM42 206H43V204H41ZM104 205H106V202H105V204ZM175 205V204H174ZM249 205H250V203H249ZM17 206V205H16ZM15 205H14V207H16ZM45 206V205H44ZM182 206V205H181ZM247 206V205H246ZM13 207V206H12ZM21 207V210L23 211V208ZM36 207V208H37ZM41 207V206H40ZM104 207H106V206H104ZM118 207V208H117ZM248 207V206H247ZM44 208V207H43ZM101 208V207H100ZM102 208H103V205H102ZM250 208H251V210H250ZM250 208H248L250 211H253V209L254 208H252L251 206H250ZM14 209V208H13ZM34 209V208H33ZM46 209V208H45ZM104 209H106V208H104ZM158 209V208H157ZM160 209V208H159ZM240 209V208H239ZM21 210H20V212H19V214H18V219H17V225H19V227H20V229L17 231V232H14V234H13V232H11V235L12 236H10L8 239H7V244H6V253H5V255L6 256H4L5 257V259H6V262H8L7 264H27V261H28V258H34L35 260H37L36 261V263H34V264H45V263H47V264H59V261H58V259H59V257L61 258V256H60V245H58V243H57V239H54L55 237H56V233L58 232H56L52 227L50 228V226L49 225H46V223L44 224V226H42L43 228H41L40 230V232L41 233H39L38 235H39V237H41V239H42V237H43V234L45 235L44 237H43V241H45V244H43V242H42V245H39V243H38V245L37 246H35L34 247V245L33 246H31L30 248H29V250H28V252H26V254L27 255H23L22 253H20V242H21V240H23L22 239V237H23V233L26 231H24L23 229H24V226H25V228H26V226H28L26 223L28 222H31L30 221V218L28 217L29 216V213H30V211L31 210H27V212L26 211H24V212H22L21 213ZM41 210V209H40ZM40 210H38V211H40ZM43 210V209H42ZM245 210V209H244ZM248 210V211H249ZM66 211V212H65ZM120 211V212H119ZM32 212V211H31ZM94 212H92L93 214H94ZM98 212V211H97ZM245 212V211H244ZM21 213V214H20ZM25 213H26V215L28 214V216H26L25 215ZM44 213V212H43ZM45 213H46V211H45ZM100 213V212H99ZM116 213H118L117 215H116ZM246 213V212H245ZM1 214V213H0ZM36 214V213H35ZM2 215V214H1ZM32 215H34L33 213H32ZM37 215V214H36ZM41 215V214H40ZM45 215H43L44 217H45ZM92 215V214H91ZM94 215H97V213H95ZM94 215H92V216H94ZM38 217V216H37ZM97 217V216H96ZM113 217V216H112ZM17 218V217H16ZM29 218V219H28ZM254 218V217H253ZM14 219V218H13ZM38 219H39V217H38ZM94 219V218H93ZM249 219V218H248ZM258 219V218H257ZM28 220V221H27ZM47 220V219H46ZM82 220V219H81ZM80 220V221H81ZM243 220V219H242ZM260 220V219H259ZM15 221H16V219H15ZM49 221V220H48ZM74 221V220H73ZM77 221H79L78 219H77ZM79 221V222H80ZM109 221H111V219L109 220ZM234 221V220H233ZM247 221V220H246ZM258 221V220H257ZM262 221V220H261ZM260 221V222H261ZM53 222V221H52ZM107 222V223H106ZM237 222V221H236ZM252 222H254V220L252 221ZM256 222V221H255ZM37 223V222H36ZM70 223H68L69 224V227L71 226V224ZM82 223V222H81ZM242 223V222H241ZM26 224V225H25ZM39 224V223H38ZM67 224V225H68ZM78 225V224H77ZM76 225V226H77ZM164 225V224H163ZM241 225V224H240ZM32 226V225H31ZM81 226V225H80ZM84 226V225H83ZM231 226V225H230ZM239 226V225H238ZM37 227V226H36ZM67 227V228H66ZM79 227V226H78ZM55 228H57V226L55 227ZM102 229L101 230H103V226L101 227ZM107 228V227H106ZM106 228H104V230L106 229ZM158 228V227H157ZM237 228V227H236ZM29 229V228H28ZM61 229H62V227H61ZM76 229V228H75ZM226 229V228H225ZM230 229V228H229ZM231 229H232V227H231ZM234 229V228H233ZM81 230V229H80ZM111 230V231H110ZM43 231V232H42ZM228 231V230H227ZM232 231V230H231ZM102 232V231H101ZM235 232V231H234ZM233 232V233H234ZM33 233V232H32ZM37 233H38V231H37ZM232 233V232H231ZM42 234V235H41ZM72 234V233H71ZM102 234H104L103 232H102ZM165 234V233H164ZM218 234H220V233H218ZM217 234V235H218ZM221 234H225V233H222L221 232ZM101 235V234H100ZM107 235V236H106ZM55 236V237H54ZM102 236V235H101ZM101 236H100V238H101ZM163 236V235H162ZM175 236V235H174ZM182 236V235H181ZM219 236V235H218ZM232 236V235H231ZM45 237L47 238L46 240H45ZM167 237V236H166ZM217 237V236H216ZM234 237V236H233ZM37 238H38V236H37ZM87 238V237H86ZM99 238V237H98ZM161 239H162V237H160ZM187 238V237H186ZM240 238V237H239ZM84 239V238H83ZM95 239V238H94ZM97 239V238H96ZM196 239V238H195ZM40 240V239H39ZM176 240L177 239H173V238H171L170 239V241H168V242H170L169 244H172L171 246H172V254L173 253H177V252H187V253H191L190 251V249H191V247L190 248H188V246H189V244H188V242H189V240H182V241H180V244H179V241H178V244H177V242H176ZM178 240H179V238H178ZM192 240V239H191ZM38 241V240H37ZM42 241V240H41ZM84 241V240H83ZM88 241V240H87ZM91 241V240H90ZM109 242V243H107V242ZM227 241V240H226ZM40 242V241H39ZM69 242V241H68ZM74 242V241H73ZM167 242V241H166ZM191 242V241H190ZM30 243V242H29ZM78 243V242H77ZM70 244V243H69ZM108 244H109V246H108ZM177 244V245H176ZM195 244V243H194ZM227 244V243H226ZM28 245V244H27ZM74 245V244H73ZM81 245V244H80ZM94 245H92L93 247H94ZM103 245H105V247H102ZM5 246V245H4ZM89 246V245H88ZM111 246H113V248H110ZM115 246V247H114ZM75 247V246H74ZM73 247V248H74ZM77 247V246H76ZM194 247V246H193ZM78 248H79V246H78ZM78 248H77V250H78ZM87 248V247H86ZM115 248V252H116V255H113V253H114V249ZM76 249V248H75ZM83 249H84V247H83ZM89 249V248H88ZM110 249H111V252H113L112 254H111V252H110ZM163 249V248H162ZM77 250H75L76 252H77ZM171 250V249H170ZM190 250V251H189ZM193 250V249H192ZM259 250V249H258ZM72 251H74V249H72L71 250V252ZM74 251V252H75ZM79 251H80V249H79ZM79 251H78V253H79ZM197 251V250H196ZM262 251V250H261ZM22 252V251H21ZM109 252H110V254H109ZM78 253H76V254H78ZM196 253V252H195ZM69 254H70V252H69ZM115 254V253H114ZM188 254V255H189ZM81 255V254H80ZM26 256V257H25ZM45 256V257H44ZM191 256V255H190ZM47 257V258H46ZM78 257V256H77ZM82 257H83V255H82ZM112 259H111V258ZM193 257V256H192ZM199 257H201V256H199ZM43 258H45L44 260H42ZM174 258V257H173ZM195 258H196V256H195ZM192 259H194V258H192ZM77 260V261H76ZM111 260V261H110ZM191 260V259H190ZM195 260V259H194ZM72 261V262H71ZM189 262V261H188ZM252 264V263H251Z\"/></svg>",
    "mask_w": 264,
    "mask_h": 264
}]
</instances>
